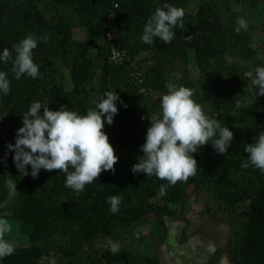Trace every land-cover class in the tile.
Returning a JSON list of instances; mask_svg holds the SVG:
<instances>
[{
  "label": "trees",
  "instance_id": "obj_1",
  "mask_svg": "<svg viewBox=\"0 0 264 264\" xmlns=\"http://www.w3.org/2000/svg\"><path fill=\"white\" fill-rule=\"evenodd\" d=\"M194 2L0 0V53L7 48L12 54L7 63H0V71L10 80L9 94L0 95V218L13 223L18 231L17 242L2 235L12 242L14 252L0 258V264H46L49 250L45 242L57 235H70L77 247L86 249V241L114 239L118 229L152 222L158 229L152 230L151 242L159 248L165 244L168 254L179 252V258L185 261L189 250L185 242L191 233L186 231L188 221L176 217L175 210L189 202L190 193L202 191L222 202V216L229 225L225 227V222L217 220V210L200 226L218 230L219 237V231L228 234L227 246L209 264H218L224 255L227 264H264V172L251 165L243 167L248 162L245 147L264 133V95H258L255 85L258 70L264 69V0H196L198 10L190 13ZM165 3L184 10L183 26L173 29L175 37L170 43L154 38L153 44H145L144 26ZM111 12L119 36L117 47L127 51L129 57L120 65L109 61L111 47L102 39L104 22ZM28 35L38 40L33 59L40 76L32 79L25 75L16 80L12 72L13 45ZM252 36L261 39L262 55L247 47ZM144 53L150 64L142 69L140 64L146 59L136 62V57ZM250 59L251 64L246 62ZM175 72L180 74L176 87L191 90L192 99L209 118L229 127L234 139L224 155L218 154L211 143L198 149L194 154L198 167L195 174L172 186L155 176L134 174L132 168L144 155L141 147L151 126L149 117L160 111L159 104L152 103L140 90L167 94L166 85ZM194 74L199 76L197 81H192ZM142 78L144 82L138 85ZM108 91L120 94L118 115L113 125L104 129L119 158L114 172H102L97 181L80 192L65 187L66 174L61 170H41L33 178L29 166V175L19 174L14 153L8 152L7 145L15 143L17 130L23 126L22 117L34 101L53 111L65 106L86 115ZM72 171L69 168V173ZM8 175L17 184L14 194L6 186ZM162 185H167L163 194ZM113 195L121 198L116 214L109 211L107 203ZM166 218L184 225L179 241L182 248L172 245ZM130 249L115 253L110 247L101 252L93 250L90 261L160 263L156 252L142 257Z\"/></svg>",
  "mask_w": 264,
  "mask_h": 264
},
{
  "label": "clouds",
  "instance_id": "obj_2",
  "mask_svg": "<svg viewBox=\"0 0 264 264\" xmlns=\"http://www.w3.org/2000/svg\"><path fill=\"white\" fill-rule=\"evenodd\" d=\"M184 10L165 3L158 7L144 26L142 41L153 44L154 38L170 43L174 37L173 29L183 26ZM47 42V38H42ZM38 40L28 35L13 45V76L20 80L25 75L36 79L40 76L39 65L34 62L33 50ZM12 59L9 49L0 53V63ZM258 95H264V69L258 70L255 80ZM167 94L162 95L160 111L150 115V124L145 143L141 147L143 156L133 165L132 171L144 173L166 180L168 185L186 182L197 170L194 154L209 143L220 155L227 153L234 139L229 127H222L218 119L209 118L202 107L193 99L191 90L185 87L166 85ZM10 80L6 72L0 71V95H8ZM120 94L105 92L94 110L80 115L65 106L50 110L49 106L34 101L22 117L23 126L17 130L15 143L8 144V152L14 153L13 160L17 171L23 176L38 177L41 170L52 172L61 170L66 174L65 187L83 191L86 185L97 181L105 171H115L118 157L105 133V126H111L118 115L117 102ZM43 110V111H42ZM247 163L264 172V133H260L254 143L245 147ZM69 168L73 169L69 173ZM6 186L10 194L17 191L14 178L8 175ZM167 185L161 186V193ZM121 198L113 195L108 198L109 211L119 212ZM9 231L7 220L0 218V258L13 254L12 244L2 238ZM118 251L117 246L112 252Z\"/></svg>",
  "mask_w": 264,
  "mask_h": 264
},
{
  "label": "rangeland",
  "instance_id": "obj_3",
  "mask_svg": "<svg viewBox=\"0 0 264 264\" xmlns=\"http://www.w3.org/2000/svg\"><path fill=\"white\" fill-rule=\"evenodd\" d=\"M198 7L199 5L195 0V2L192 3V5L189 7L188 11L190 13H196ZM260 44H261V39L252 36V39L251 41L248 42L247 47L252 49L253 51H256L257 55H260L262 52L259 50ZM147 57L148 54L146 53L136 57V62L144 61L142 59H146L145 62L140 64V67L142 69H145L150 64V62H147L148 61ZM246 62L251 64L252 60L250 59ZM179 78H180L179 73L172 74L169 77L168 81L170 84L176 87ZM198 78L199 76L197 74H194V76L192 77V81H197ZM143 82H144V78L140 79V81H138L137 84L141 85ZM140 93L146 96L149 100H152L151 102L154 103L155 105L159 104L160 107V102L162 97L161 93L152 94L151 90L148 89L145 90L143 88L140 90ZM254 99L255 97H253V99L251 98L250 101L248 100V102H251ZM205 114L207 115L206 112ZM190 194L191 196L189 202L186 203L185 206L178 207L175 210L176 217L188 221V227L190 228V231L195 230L198 227L200 228V226H204L208 221H210V218L214 215V212L217 210H219L218 216H220L218 217L217 220L225 222L224 223L225 227L229 226L227 223V219L224 216H222L223 213L222 208H224L222 202H220L219 200H215L214 196L209 192L202 191L199 194H197L196 192H192ZM226 214H228V212ZM154 221L156 222L155 219ZM155 224L156 223L152 222L151 224L138 225L135 227H130L129 229H118L116 233L117 238L112 239L109 237H98L91 239L85 242L86 249L77 247L76 243L73 241L70 235H66V234L57 235L55 238L45 242L46 247L49 250V256L45 260L46 264H92L90 260L94 256V254H92L93 250H99L101 252L107 247H110L112 249L113 246H117L118 249L131 248L130 250L134 252H138V254L137 253L136 254L142 257L148 254L151 255L152 253L155 252L158 253L159 247L157 246V244L152 243L150 240V235L152 233V230L154 229L155 231H157L158 229L156 227L154 228V226H156ZM8 225H9V231L6 232L5 234L8 236V239H10L11 241L14 240L17 242L16 240L18 234L17 229L13 226V223L9 222ZM227 244H228V240L225 243V247L227 246ZM159 264L162 263L160 262Z\"/></svg>",
  "mask_w": 264,
  "mask_h": 264
},
{
  "label": "flooded vegetation",
  "instance_id": "obj_4",
  "mask_svg": "<svg viewBox=\"0 0 264 264\" xmlns=\"http://www.w3.org/2000/svg\"><path fill=\"white\" fill-rule=\"evenodd\" d=\"M165 221V220H164ZM170 225V234L169 239L176 249L182 248L180 245V237L182 236V231L184 225L178 220L167 219ZM190 235L187 236V242L185 245L188 246V253L185 255V261L179 258V252H171L168 254L166 252L165 244H162L158 251V259L162 264H209L212 257H214L220 249L225 248V243L227 242L226 231H219L220 236L218 235V230H213L212 228H197L191 230L187 226L186 230ZM184 256V254H183ZM161 259V260H160ZM226 256L224 255L218 264H226L224 261Z\"/></svg>",
  "mask_w": 264,
  "mask_h": 264
},
{
  "label": "built area",
  "instance_id": "obj_5",
  "mask_svg": "<svg viewBox=\"0 0 264 264\" xmlns=\"http://www.w3.org/2000/svg\"><path fill=\"white\" fill-rule=\"evenodd\" d=\"M115 15L110 13L107 17V21L104 22V28L106 29L102 35L104 42L108 43L111 47L110 62L116 65L123 64L125 60H129L128 52L125 50H120L117 47L118 34L115 28Z\"/></svg>",
  "mask_w": 264,
  "mask_h": 264
},
{
  "label": "water",
  "instance_id": "obj_6",
  "mask_svg": "<svg viewBox=\"0 0 264 264\" xmlns=\"http://www.w3.org/2000/svg\"><path fill=\"white\" fill-rule=\"evenodd\" d=\"M224 263H226V264H227V260H225V261H224Z\"/></svg>",
  "mask_w": 264,
  "mask_h": 264
}]
</instances>
